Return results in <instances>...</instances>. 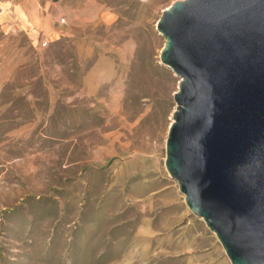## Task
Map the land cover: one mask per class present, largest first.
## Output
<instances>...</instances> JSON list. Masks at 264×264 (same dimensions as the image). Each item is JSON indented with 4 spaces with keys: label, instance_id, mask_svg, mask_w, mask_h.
Here are the masks:
<instances>
[{
    "label": "rangeland",
    "instance_id": "obj_1",
    "mask_svg": "<svg viewBox=\"0 0 264 264\" xmlns=\"http://www.w3.org/2000/svg\"><path fill=\"white\" fill-rule=\"evenodd\" d=\"M22 1L0 3V264H209L165 168L175 0H35L41 23Z\"/></svg>",
    "mask_w": 264,
    "mask_h": 264
},
{
    "label": "water",
    "instance_id": "obj_2",
    "mask_svg": "<svg viewBox=\"0 0 264 264\" xmlns=\"http://www.w3.org/2000/svg\"><path fill=\"white\" fill-rule=\"evenodd\" d=\"M156 28L179 77L165 168L231 264H264V0H175Z\"/></svg>",
    "mask_w": 264,
    "mask_h": 264
},
{
    "label": "crops",
    "instance_id": "obj_3",
    "mask_svg": "<svg viewBox=\"0 0 264 264\" xmlns=\"http://www.w3.org/2000/svg\"><path fill=\"white\" fill-rule=\"evenodd\" d=\"M9 1V0H8ZM1 2H6V0H0ZM35 0H23L18 5V8L16 11H18V15L21 16L26 15L30 16V20L34 23H41L39 21V17L36 13V7L34 4ZM5 10L0 6V14H2ZM3 92V91H2ZM197 217V216H196ZM178 220V228L179 231H188L191 229H196L194 226H190L193 224V220L195 217H187L186 215L179 216ZM190 224V225H189ZM198 237L202 239V248H203V254L206 259H208L209 264H231L226 254H223L219 246V241L215 234L208 229L206 224L204 225L202 222H199V228H198Z\"/></svg>",
    "mask_w": 264,
    "mask_h": 264
},
{
    "label": "trees",
    "instance_id": "obj_4",
    "mask_svg": "<svg viewBox=\"0 0 264 264\" xmlns=\"http://www.w3.org/2000/svg\"><path fill=\"white\" fill-rule=\"evenodd\" d=\"M10 83H6L3 89V92H6L10 88Z\"/></svg>",
    "mask_w": 264,
    "mask_h": 264
}]
</instances>
